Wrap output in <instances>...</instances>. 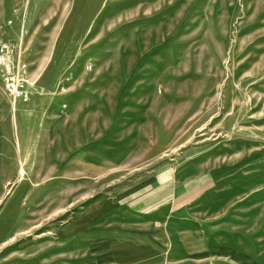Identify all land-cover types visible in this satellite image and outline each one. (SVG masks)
<instances>
[{"label":"rangeland","instance_id":"374dc122","mask_svg":"<svg viewBox=\"0 0 264 264\" xmlns=\"http://www.w3.org/2000/svg\"><path fill=\"white\" fill-rule=\"evenodd\" d=\"M0 264H264V0H0Z\"/></svg>","mask_w":264,"mask_h":264}]
</instances>
